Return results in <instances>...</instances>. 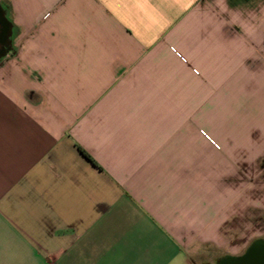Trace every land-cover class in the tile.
<instances>
[{"label": "crops", "instance_id": "0c3cea01", "mask_svg": "<svg viewBox=\"0 0 264 264\" xmlns=\"http://www.w3.org/2000/svg\"><path fill=\"white\" fill-rule=\"evenodd\" d=\"M250 209L264 0H0V264H263Z\"/></svg>", "mask_w": 264, "mask_h": 264}, {"label": "rangeland", "instance_id": "374dc122", "mask_svg": "<svg viewBox=\"0 0 264 264\" xmlns=\"http://www.w3.org/2000/svg\"><path fill=\"white\" fill-rule=\"evenodd\" d=\"M244 208H245V205H244ZM244 216H246L248 219L247 220V227L248 228H253V227H256L259 232L258 234L259 235H263L264 234V209H260L259 211H251L250 210H244ZM256 233V232H254ZM257 234V235H258ZM255 235V234H253ZM214 249H212L211 252H214L213 251Z\"/></svg>", "mask_w": 264, "mask_h": 264}, {"label": "flooded vegetation", "instance_id": "af4514ba", "mask_svg": "<svg viewBox=\"0 0 264 264\" xmlns=\"http://www.w3.org/2000/svg\"><path fill=\"white\" fill-rule=\"evenodd\" d=\"M264 264V263H263Z\"/></svg>", "mask_w": 264, "mask_h": 264}]
</instances>
